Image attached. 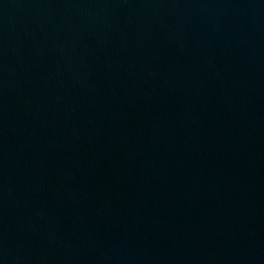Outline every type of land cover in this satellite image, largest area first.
Here are the masks:
<instances>
[{"label": "water", "instance_id": "1", "mask_svg": "<svg viewBox=\"0 0 264 264\" xmlns=\"http://www.w3.org/2000/svg\"><path fill=\"white\" fill-rule=\"evenodd\" d=\"M0 264H264V0H0Z\"/></svg>", "mask_w": 264, "mask_h": 264}]
</instances>
